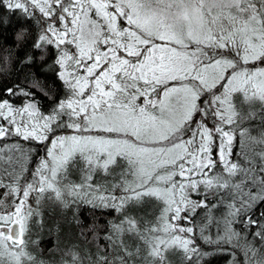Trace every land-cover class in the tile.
<instances>
[{"label":"snow or ice","instance_id":"1","mask_svg":"<svg viewBox=\"0 0 264 264\" xmlns=\"http://www.w3.org/2000/svg\"><path fill=\"white\" fill-rule=\"evenodd\" d=\"M6 29L0 264H49L46 202L92 212L55 264H264V0H0Z\"/></svg>","mask_w":264,"mask_h":264},{"label":"trees","instance_id":"2","mask_svg":"<svg viewBox=\"0 0 264 264\" xmlns=\"http://www.w3.org/2000/svg\"><path fill=\"white\" fill-rule=\"evenodd\" d=\"M0 41L4 43L5 47L11 46V29H6L4 31L3 36L0 37ZM4 55H9V53H5L3 52V50H0V67L4 66V62L2 59ZM16 68V61L11 60L10 57V64L7 68V75L15 78L17 76ZM3 78L4 73H0V80H3ZM52 82L58 85V82L55 80L54 77H52ZM42 103L46 105L47 101H42ZM91 215V210L85 206L79 207L77 210H75L74 208L73 219H71V215H68L66 217L59 214L57 216L50 215L47 219V225L45 226L43 235L41 239H39V245L36 246V251L40 252L42 250V253H46L49 252L51 249L59 250L58 248L60 247V242L64 239L70 240V242L74 241V243H79L80 245H83L85 247V243L79 235L81 228L78 226V222H83V225L86 227L91 222L89 220V216ZM96 215H99V213H97ZM117 215L118 214L112 212L106 213L104 219H101L99 223L103 224L106 219H112ZM139 215L149 219V216L147 214L140 213ZM65 222L68 223V228L63 229L62 231L60 227H62ZM87 247L92 248V245H87ZM178 264H181V262L179 261ZM212 264H223V260L222 258H215L212 260Z\"/></svg>","mask_w":264,"mask_h":264},{"label":"rangeland","instance_id":"3","mask_svg":"<svg viewBox=\"0 0 264 264\" xmlns=\"http://www.w3.org/2000/svg\"><path fill=\"white\" fill-rule=\"evenodd\" d=\"M70 179L77 180L78 174L76 172H73L72 175L70 176ZM75 210H77V209H75ZM149 210H152V211H149ZM130 211H132V210L130 209ZM140 213L147 214L149 216V219H151L158 214V207L154 201H148L142 207H140L139 209H137L134 212V214H137V215H139ZM58 214L65 216V217L68 215H71V219H73L74 208L64 209L59 204L46 202L44 205V209H43L44 228L42 231L38 230V229H34L33 234H32V239L33 240L41 239L43 232L45 230V226L47 225L48 217L50 215L57 216ZM66 228H68L67 222H65L63 224V226L60 227V229L62 231H63V229H66ZM74 245H78L80 248L84 247L83 245H80L79 243H74V241L70 242V240L64 239L63 241L60 242V247L58 248L59 250H52V251H49L46 253H42L41 251L40 252L36 251V246L30 245L29 251H31L34 255H36L38 259H42L46 262H49V264H55V262L59 260L61 250L67 249L68 247H71ZM179 261H180V259L178 256H176V255L170 256V264H178Z\"/></svg>","mask_w":264,"mask_h":264}]
</instances>
